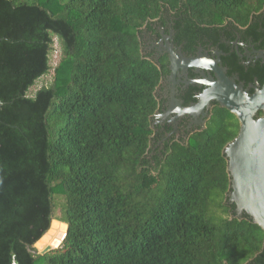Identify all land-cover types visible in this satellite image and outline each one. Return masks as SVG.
Here are the masks:
<instances>
[{"label": "trees", "instance_id": "1", "mask_svg": "<svg viewBox=\"0 0 264 264\" xmlns=\"http://www.w3.org/2000/svg\"><path fill=\"white\" fill-rule=\"evenodd\" d=\"M169 14L186 40L257 39L264 0H0V264H264V231L230 200L235 115L150 155L165 72L141 38ZM232 70L264 85V67ZM55 220L65 239L41 254Z\"/></svg>", "mask_w": 264, "mask_h": 264}, {"label": "flooded vegetation", "instance_id": "2", "mask_svg": "<svg viewBox=\"0 0 264 264\" xmlns=\"http://www.w3.org/2000/svg\"><path fill=\"white\" fill-rule=\"evenodd\" d=\"M175 19L169 14L150 29L144 27L141 38L142 54L158 66L163 64L165 72L156 89L158 107L151 118L150 155L165 153L174 142L187 144L195 134L207 130L214 111L221 107L215 100L202 105L201 97L210 88L206 82L217 79L209 62L224 69L250 95L254 88L263 86L257 76L242 79L240 71L232 68L236 63L243 72L251 74L255 68L264 67V16L263 22H258L259 38L230 27L217 41L207 35L192 40L181 38ZM189 60H193V66H186Z\"/></svg>", "mask_w": 264, "mask_h": 264}, {"label": "water", "instance_id": "3", "mask_svg": "<svg viewBox=\"0 0 264 264\" xmlns=\"http://www.w3.org/2000/svg\"><path fill=\"white\" fill-rule=\"evenodd\" d=\"M193 60L186 61V66H193ZM209 64L217 79L210 78L206 82L210 88L201 97L202 105L215 100L235 115L240 123L238 136L223 151L228 158L231 177L230 200L236 205L237 215L246 213L264 231V115L256 118L259 112H264V85L254 88V93L250 95L243 85L237 84L236 79H230L224 69L215 63ZM186 112L191 114L189 110ZM66 233L55 245L40 248L41 239L36 248L41 250V254L57 249Z\"/></svg>", "mask_w": 264, "mask_h": 264}, {"label": "rangeland", "instance_id": "4", "mask_svg": "<svg viewBox=\"0 0 264 264\" xmlns=\"http://www.w3.org/2000/svg\"><path fill=\"white\" fill-rule=\"evenodd\" d=\"M53 49L54 50L51 54V66L54 69L58 65V63L60 61V57H61V47H60V44H59L57 38L54 39ZM53 69H52L50 74L46 75L45 77H43L42 79L37 81L36 85L30 90V93H29L30 96H34L35 93L39 89H41L44 86H49L52 83V81L54 79V70ZM59 214H60V212L58 211V215ZM62 234H63V231L61 230L60 227H58L57 229H55V234L53 236H51V238L47 244H53L56 241H60L61 240L60 236ZM46 246L44 248H46ZM44 248H43V250H44ZM38 251H41V250L38 249Z\"/></svg>", "mask_w": 264, "mask_h": 264}, {"label": "bare ground", "instance_id": "5", "mask_svg": "<svg viewBox=\"0 0 264 264\" xmlns=\"http://www.w3.org/2000/svg\"><path fill=\"white\" fill-rule=\"evenodd\" d=\"M58 227H60L61 228V230L63 231V234L60 236V237H62V236H64L65 235V233H66V225H64V224H62V223H60V222H53L52 223V227H51V230L45 235V237H43L42 238V240L39 242V247L41 248L43 245H55L57 242H59V241H56V242H54L53 244H47L48 243V241L50 240V238H51V236H53L54 234H55V229H57Z\"/></svg>", "mask_w": 264, "mask_h": 264}]
</instances>
